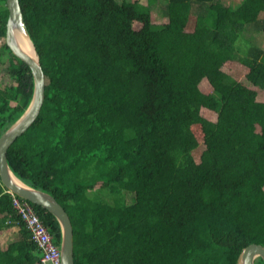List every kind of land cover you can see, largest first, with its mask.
<instances>
[{
    "label": "trees",
    "instance_id": "1",
    "mask_svg": "<svg viewBox=\"0 0 264 264\" xmlns=\"http://www.w3.org/2000/svg\"><path fill=\"white\" fill-rule=\"evenodd\" d=\"M18 2L44 96L6 160L66 210L73 264H236L245 244L264 246V100L221 68L244 65L264 87V49L234 43L264 0H164L163 20L150 0ZM6 14L0 0V133L32 88ZM28 202L57 244L56 219ZM12 227L0 264H43L0 182V235Z\"/></svg>",
    "mask_w": 264,
    "mask_h": 264
},
{
    "label": "water",
    "instance_id": "2",
    "mask_svg": "<svg viewBox=\"0 0 264 264\" xmlns=\"http://www.w3.org/2000/svg\"><path fill=\"white\" fill-rule=\"evenodd\" d=\"M7 10L4 23L3 41L10 51L28 66L32 79L31 95L22 112L0 133V182L18 196L36 203L49 211L59 226V263L73 264L72 227L64 207L49 192L31 186L11 171L6 160V148L35 118L44 96V75L38 60V54L26 29L18 0H4ZM17 36L25 37L31 45V52L19 44ZM260 257L264 262V246L249 242L241 247L236 264H254Z\"/></svg>",
    "mask_w": 264,
    "mask_h": 264
},
{
    "label": "rangeland",
    "instance_id": "3",
    "mask_svg": "<svg viewBox=\"0 0 264 264\" xmlns=\"http://www.w3.org/2000/svg\"><path fill=\"white\" fill-rule=\"evenodd\" d=\"M138 1L144 5H146L147 3V0H138ZM223 1H225L226 3H229L230 5H233L237 3L239 0H223ZM149 3H150L149 6L151 9V13L153 14V18L163 20L164 16H161V14H158V13L162 12L163 10L164 0H150ZM200 9H201L200 7H197V8H195L194 6L192 7L191 12L188 17V21H187L189 25H191L194 22V18H195L194 15ZM257 18L260 21L255 22V23L246 24L244 29L240 32L241 39H235L234 41L235 45L240 47L242 50L246 47L247 42H249L251 45H257L264 49V27L261 24L264 19V9L258 13ZM1 39L2 38H0V41ZM221 68L223 71L228 72L230 75L235 77L237 80H240L242 83H244L248 87L255 89L256 99L264 100V87L261 88L256 85H253L248 80L245 79L244 73L246 71V66L239 64L237 67L231 68V67H228V64H224ZM5 80L6 78L1 79V81H5ZM7 81H10V80L7 78ZM200 113L202 116L206 117L207 119L215 120V113L213 111H210L206 108H201ZM127 200H128V196H127ZM14 234H15V228H12V230H9V234H7V236L6 234H4L3 236H1L2 240L1 239L0 240L3 243H5L7 239L15 238L16 236L13 237Z\"/></svg>",
    "mask_w": 264,
    "mask_h": 264
},
{
    "label": "built area",
    "instance_id": "4",
    "mask_svg": "<svg viewBox=\"0 0 264 264\" xmlns=\"http://www.w3.org/2000/svg\"><path fill=\"white\" fill-rule=\"evenodd\" d=\"M9 192L11 196V205L20 214L25 227L30 232L31 238L41 249V262L43 264H60L58 242L57 244L53 242L51 233L47 230L29 202L17 194L11 191Z\"/></svg>",
    "mask_w": 264,
    "mask_h": 264
},
{
    "label": "bare ground",
    "instance_id": "5",
    "mask_svg": "<svg viewBox=\"0 0 264 264\" xmlns=\"http://www.w3.org/2000/svg\"><path fill=\"white\" fill-rule=\"evenodd\" d=\"M17 39H18V42L20 45H22L25 49H27V50H29V52H31V45L25 37L17 36Z\"/></svg>",
    "mask_w": 264,
    "mask_h": 264
},
{
    "label": "crops",
    "instance_id": "6",
    "mask_svg": "<svg viewBox=\"0 0 264 264\" xmlns=\"http://www.w3.org/2000/svg\"><path fill=\"white\" fill-rule=\"evenodd\" d=\"M8 83V82H7ZM14 227V226H13ZM12 227V228H13ZM12 228L11 229H3L2 230V233H1V235H0V239L2 240V238H1V236H3L4 234H6V236H7V234H9V230H12ZM7 239V238H6ZM0 240V245L3 243L2 241ZM8 240V239H7Z\"/></svg>",
    "mask_w": 264,
    "mask_h": 264
}]
</instances>
